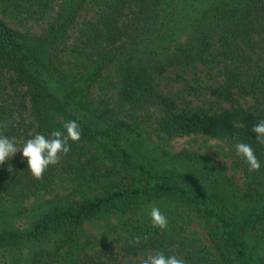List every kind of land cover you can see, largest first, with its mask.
Returning <instances> with one entry per match:
<instances>
[{"label":"trees","instance_id":"obj_1","mask_svg":"<svg viewBox=\"0 0 264 264\" xmlns=\"http://www.w3.org/2000/svg\"><path fill=\"white\" fill-rule=\"evenodd\" d=\"M0 14V124L7 125L0 134L48 137L72 120L82 130L41 179L23 156L0 165V201L52 190L63 178L72 192L98 189L49 206L27 229L0 228V264L6 256L11 264H106L103 251L86 248L82 228L107 213L128 217L125 255L151 249L187 264H264L256 250L264 240V145L252 131L264 120V65L251 53L264 49V0H0ZM3 15L46 21L40 31L21 30ZM191 70L220 76L209 85L208 107H179L162 87L168 72ZM188 133L225 138L243 183L222 161L164 147ZM240 142L254 149L259 171L236 155ZM153 204L168 218L163 231L150 222ZM193 218L207 241L190 228ZM136 236L141 243L130 245Z\"/></svg>","mask_w":264,"mask_h":264},{"label":"rangeland","instance_id":"obj_2","mask_svg":"<svg viewBox=\"0 0 264 264\" xmlns=\"http://www.w3.org/2000/svg\"><path fill=\"white\" fill-rule=\"evenodd\" d=\"M95 10V5H89L86 13L92 14ZM1 15V14H0ZM5 19L14 27L21 30L40 31L45 25L46 19L39 21H24L18 22L15 19L9 18L7 15H3ZM255 61H258L264 65V49L257 46L254 51L251 52ZM176 70V69H175ZM193 70L186 72L182 75H176L171 71L161 79V84L164 90L175 94L179 107L193 110L201 106L208 107L209 104L207 98L212 99L209 93V85L215 83L220 79V76L214 72L208 74L205 70L198 71L200 78H196L192 73ZM193 77H195L193 79ZM244 105L251 103L252 99H248L246 102L242 101ZM225 102L224 105H228ZM216 107V105H214ZM35 134L32 130L28 133L22 134L17 137V147H22L23 144ZM164 147L170 151H177L182 148L194 150L207 157L211 161L223 162L226 166V172L233 175L236 181L240 184L243 183L244 177L241 170H236L232 165V153L228 147L227 140L216 136H210L205 133H188L185 135L175 136L168 138ZM22 157V149L16 153L13 157ZM124 175V174H123ZM126 176L130 182L131 176ZM142 181L143 177H138ZM75 184L69 178H63L59 184H56L52 190L41 191L37 195L24 198L22 200L2 199L0 201V228L4 227H16L19 229L29 228L43 212L53 204L65 203L67 200L73 198L80 200L85 195L93 196L98 189L85 191L84 186L77 187L79 191L72 192ZM128 217L126 214H102L97 217L85 221L82 228V236H87L86 248L90 252L101 253L103 251L105 255L102 259L106 264H139L141 258L147 253L151 252V249L141 251L137 254H124L122 244L130 233L127 228ZM151 222V221H150ZM152 223V222H151ZM190 228L203 239L207 241V233L205 228L201 225L198 218H193L190 223ZM132 230V229H131ZM24 251L26 247L23 246ZM256 250L264 255V240L260 242ZM8 264H11L12 258L6 256Z\"/></svg>","mask_w":264,"mask_h":264},{"label":"clouds","instance_id":"obj_3","mask_svg":"<svg viewBox=\"0 0 264 264\" xmlns=\"http://www.w3.org/2000/svg\"><path fill=\"white\" fill-rule=\"evenodd\" d=\"M7 125L0 124V128ZM64 131L53 130L48 137L44 134H36L28 139L22 147H17L14 137L0 134V165H3L10 157L22 149V156L26 158L28 169L36 179H41L49 166L60 163L61 156L71 151L69 141L78 142L81 139L82 130L77 121H67L63 124ZM252 131L256 134L257 142L264 145V120L253 125ZM237 156H242L248 165L249 171H259L261 163L250 144L243 142L234 145ZM11 171V166H9ZM150 218L153 227L165 230L168 227V218L158 206L153 204L150 210ZM144 240L148 237L144 236ZM141 243V237L136 236L129 241L130 245ZM139 264H187V261L178 255H166L164 251L147 253L140 259Z\"/></svg>","mask_w":264,"mask_h":264}]
</instances>
